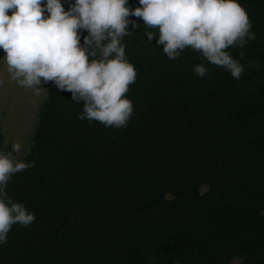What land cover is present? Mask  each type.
<instances>
[{"label":"trees","instance_id":"obj_1","mask_svg":"<svg viewBox=\"0 0 264 264\" xmlns=\"http://www.w3.org/2000/svg\"><path fill=\"white\" fill-rule=\"evenodd\" d=\"M237 2L255 34L228 50L244 54L239 80L191 48L169 60L132 16L126 127L78 119L83 102L48 82L17 158L34 166L7 187L35 221L12 226L0 264H264V0Z\"/></svg>","mask_w":264,"mask_h":264},{"label":"clouds","instance_id":"obj_2","mask_svg":"<svg viewBox=\"0 0 264 264\" xmlns=\"http://www.w3.org/2000/svg\"><path fill=\"white\" fill-rule=\"evenodd\" d=\"M139 5L131 9L128 0H74L66 11L61 0H0V49L11 79L36 95L46 92L42 84L53 82L70 92L73 102H83L78 119L126 127L133 115L127 93L137 71L122 40L131 33L129 25L139 27L132 16L158 30L156 44L163 45L169 60L191 48L240 79L244 54L237 60L228 50L244 47L255 34L237 0H139ZM84 31L88 35L81 44ZM145 34L149 42L156 37V31ZM193 71L203 78L210 69L198 64ZM21 151L20 143L0 151V245L7 243L13 225L28 227L35 221V214L7 193L13 176L34 166L13 155Z\"/></svg>","mask_w":264,"mask_h":264},{"label":"rangeland","instance_id":"obj_3","mask_svg":"<svg viewBox=\"0 0 264 264\" xmlns=\"http://www.w3.org/2000/svg\"><path fill=\"white\" fill-rule=\"evenodd\" d=\"M4 55L5 53L0 60V80L3 81L0 85V134L3 135L6 144L11 146L13 143H20L22 145V151L14 154L16 158H19L29 148L37 123V110L45 98L48 83L41 85L46 92H41L40 95L20 86L11 79Z\"/></svg>","mask_w":264,"mask_h":264}]
</instances>
